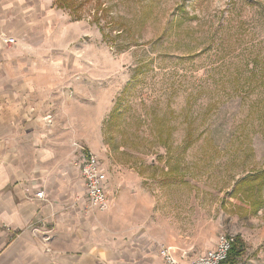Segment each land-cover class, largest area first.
<instances>
[{
	"label": "rangeland",
	"instance_id": "obj_1",
	"mask_svg": "<svg viewBox=\"0 0 264 264\" xmlns=\"http://www.w3.org/2000/svg\"><path fill=\"white\" fill-rule=\"evenodd\" d=\"M65 5L55 7L68 16L75 67L62 133L73 151L77 142L98 156L112 184L109 211L94 214L106 222L99 230L184 261L228 234L243 242L238 264H264V188L254 215L233 196L264 172V0ZM119 98L123 114L109 129Z\"/></svg>",
	"mask_w": 264,
	"mask_h": 264
},
{
	"label": "crops",
	"instance_id": "obj_2",
	"mask_svg": "<svg viewBox=\"0 0 264 264\" xmlns=\"http://www.w3.org/2000/svg\"><path fill=\"white\" fill-rule=\"evenodd\" d=\"M67 34L55 0H0V264H156L158 245L110 243L94 219L103 212L84 213L79 157L62 133Z\"/></svg>",
	"mask_w": 264,
	"mask_h": 264
},
{
	"label": "built area",
	"instance_id": "obj_3",
	"mask_svg": "<svg viewBox=\"0 0 264 264\" xmlns=\"http://www.w3.org/2000/svg\"><path fill=\"white\" fill-rule=\"evenodd\" d=\"M4 42L10 46L17 44L15 38L7 37ZM45 120L48 124L52 123L51 116L46 117ZM72 146L79 157L77 167L80 170L86 189L84 213L90 214L96 210L108 211L111 206V199L106 189L108 183L107 172L101 166L98 156L90 148L77 142H74ZM36 198L45 199V193L43 191L38 192ZM235 243V236L221 234L216 248L194 261L179 260L175 258L172 248L163 247L161 249L164 256L163 264H226Z\"/></svg>",
	"mask_w": 264,
	"mask_h": 264
},
{
	"label": "trees",
	"instance_id": "obj_4",
	"mask_svg": "<svg viewBox=\"0 0 264 264\" xmlns=\"http://www.w3.org/2000/svg\"><path fill=\"white\" fill-rule=\"evenodd\" d=\"M65 2H67V0H62V2L61 0H55V5L61 9L62 7H66ZM121 108L122 99L119 98L113 113L107 121L109 129H112L114 126H116L117 120L122 116L123 112H121ZM263 188L264 172L257 174L254 177H246L240 180L234 187L233 196L239 197V201L244 204L247 214L254 215L257 214L263 207L262 197H256V194H262ZM243 255V242L240 238H237L226 264H238Z\"/></svg>",
	"mask_w": 264,
	"mask_h": 264
}]
</instances>
